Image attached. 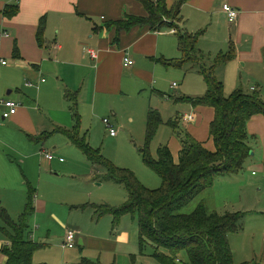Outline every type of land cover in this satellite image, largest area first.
<instances>
[{
    "label": "crops",
    "instance_id": "0c3cea01",
    "mask_svg": "<svg viewBox=\"0 0 264 264\" xmlns=\"http://www.w3.org/2000/svg\"><path fill=\"white\" fill-rule=\"evenodd\" d=\"M177 1L166 0L169 8ZM224 4L239 11L237 19H229L223 10ZM6 7L15 8V14L6 16ZM126 13L143 16L146 15V10L137 0H0V31L7 30L11 33L0 41V99L8 98L20 103L18 112L9 119H5L3 110H0V204L9 214L13 207H17L15 202L19 206L23 203V210L26 208L31 189L35 190L33 214L47 210L48 201L45 197L39 196V201L37 199L35 204V186H39L40 193L44 174L43 168L37 179L31 173L34 163L36 164L37 152L40 151L42 157L45 156V150L53 152L47 149V145L57 149L69 142L79 149L65 133L66 130L75 128L76 114L80 118L81 135L86 136L92 147L101 151L102 147H107L105 141L109 139L118 143L126 139V135L118 138V132L112 135L109 127H105L104 119L110 117V124L114 129L116 125L122 130L129 129V137L135 141L134 145L141 153L146 142L147 123L143 131L145 136H139L137 139L142 140H136L140 132L137 135L135 129L127 127L124 121L133 125L139 114L141 119L145 115L148 122L151 109L159 110L164 120L157 132L164 134L163 140L156 146V151L167 145L174 161L178 163L183 148L177 136L180 129L187 130L209 150L216 149L210 134L215 109L195 105L188 99L182 100L184 97L195 98L205 94L207 84L203 75L189 67L186 69L189 64L182 67L167 64V61L182 58L177 29L154 31L148 26H135L130 30L118 31L117 26L112 23L122 20ZM43 18L45 26L40 34L42 39L39 40L38 33ZM179 18L180 30L203 33L198 47L210 57L215 58L220 53L234 49L235 58L217 69V76L223 81L227 94L239 87L263 93L264 0H184ZM222 29L225 30L224 34L221 33ZM88 49L95 50L97 57H92ZM127 57L133 61L132 65H125ZM3 60L7 63L4 64ZM173 70H185L179 88L181 93L169 97L168 101L173 105H169V110L159 105L146 106L143 98L147 94L151 98L155 93L158 96H168L162 90L161 81L165 82L166 77L173 75ZM193 73L197 77L191 79L194 75L189 77V74ZM28 82H32V85H27ZM175 83L170 84L171 89L178 88L179 85ZM191 86L194 90H191ZM149 88H152L151 93ZM130 100L134 102H129ZM163 104L164 100L160 105ZM101 120L104 124L102 127ZM170 121L178 123V129L169 125ZM248 130L252 136L251 142L256 140L262 144L261 148H253V154L249 158L248 168L255 167L258 171L253 170L251 176L243 174L244 171L220 176L211 188H217L219 178L232 180L242 176L247 188L251 190L253 185L257 187L255 201L259 202L256 203L259 208L245 212L236 210L243 212V217L247 215V225L252 226L253 235L257 236L264 224V208L258 206L264 198V116H254L248 124ZM100 133L106 138L104 142L96 140ZM62 136L66 139H62ZM43 158L47 159L46 156ZM60 160L59 162L62 161ZM89 162L91 167L85 176L87 184L90 187L93 185L94 189L88 190L86 195L82 191L75 192L83 200H71L69 205L78 208L79 204L83 206L89 203L90 208L96 211V207L103 203L93 200L95 188L101 187L103 191L107 186V190L115 197L120 193L119 187L114 189L109 186L123 185L103 181L105 169ZM50 165L53 170L52 164ZM135 173L139 178L138 170ZM53 182L50 179L46 183V196L54 194ZM223 185L226 187V182ZM218 189L223 191L221 187ZM225 193V199L230 200L228 191L225 190ZM86 197L90 200H84ZM122 197L124 199V194ZM105 201L106 204H118ZM220 207L230 208L228 202ZM51 216L56 219L59 217L55 212ZM117 225L111 238L95 235L85 237L80 232V227L77 230L72 227L67 229L76 231L77 243L80 242L82 246L93 247L111 255L118 252L119 245L130 244L132 241L131 233L123 226L118 227L120 224ZM28 231L32 236V229ZM261 233L264 238V231ZM7 242V238L0 239L1 263L7 261V256L1 254V248ZM230 245L232 248V244Z\"/></svg>",
    "mask_w": 264,
    "mask_h": 264
},
{
    "label": "trees",
    "instance_id": "16d2710c",
    "mask_svg": "<svg viewBox=\"0 0 264 264\" xmlns=\"http://www.w3.org/2000/svg\"><path fill=\"white\" fill-rule=\"evenodd\" d=\"M137 1L145 7L146 15L126 13L122 20L112 24L117 26L118 31L130 30L135 26H148L154 31L177 29L182 58L167 61V64L179 67L191 64L203 75L207 84L205 94L195 98L184 97L182 100L188 99L195 105L215 109L210 134L216 149L209 150L187 130L180 129L177 132L183 146L180 161H174L167 145L161 146L157 151L158 157H154L151 144L164 120L159 110L151 109L146 142L141 154L145 164L162 180L161 187L153 189L145 186L133 170L119 168L100 149L92 147L86 136L81 135L78 114L75 115V128L65 133L89 161L105 169L103 181L123 185L127 190L128 198L123 205L115 207L102 204L96 207V212L99 215L112 214L116 221L127 214L137 216L142 252L152 246L162 264H234L228 235L242 228L243 212H208L203 204H199L189 214L180 211L203 190L211 188L218 177L237 174L246 169L253 151L248 124L254 116H264V98L255 89L250 91L239 87L230 94L225 92L224 83L217 76V69L234 59L235 51L231 48L212 58L198 47L202 32L180 30L178 20L184 0H178L172 8L168 7L166 0ZM15 12L13 7L5 9V15L9 17ZM44 26L45 18L40 23L39 40L42 39L40 34ZM169 125L178 129V123L170 121ZM34 196L35 190L31 189L26 208L18 220H14L0 204V218L5 224L2 231L8 239L1 248V254L7 256V261L0 264H36L34 255L42 245L33 241L28 231L29 218L35 211ZM182 253L187 257L182 258Z\"/></svg>",
    "mask_w": 264,
    "mask_h": 264
},
{
    "label": "rangeland",
    "instance_id": "374dc122",
    "mask_svg": "<svg viewBox=\"0 0 264 264\" xmlns=\"http://www.w3.org/2000/svg\"><path fill=\"white\" fill-rule=\"evenodd\" d=\"M17 1V0H16ZM224 27V26H223ZM225 30L222 29L221 33L224 34ZM207 54V53H205ZM194 70L198 72V69L192 67L191 64L187 66L186 69ZM174 74H170V76L165 78V82L162 83L163 92H167V97L158 96L157 93L151 98L148 97L149 94L145 95L143 98L146 102L145 105L151 104L153 107L159 105L160 107L167 108L169 110V105L171 102L169 97H173L176 93H179L180 85L182 84L183 78L185 76V70H173ZM172 73V72H171ZM190 73V72H188ZM194 75L196 74H189ZM176 82L178 86L177 89H171L170 84ZM152 88H149V93ZM191 90L194 88L191 86ZM263 90V89H262ZM181 93V92H180ZM263 94V95H262ZM261 95L264 98V90ZM165 101V104L160 105L162 100ZM134 102V101H129ZM110 119V117H109ZM127 127H131L135 129V133L140 135L136 137V140H142L145 136L143 134L144 126H146L147 120L144 115V118H140L139 114L137 116V122L135 124H130L127 120L124 121ZM103 122L101 120V127ZM106 127V124H105ZM100 128V126H99ZM108 130V128H106ZM105 129V130H106ZM116 130L118 132V138H124L126 135V139L118 141L106 140V138L100 133L98 139L100 142H107V147H102L103 155L111 160L115 165L119 168H130L134 169V171L138 170L140 181L147 186L148 188L157 189L161 187L162 180L158 174H156L152 169H150L144 162L142 154L137 150L134 145L135 141H132V138L129 137V129H119L116 125ZM109 131V130H108ZM158 134V133H157ZM163 133L160 132L155 136L153 143L151 144V152L154 157H158L156 146L163 140ZM140 139H137V138ZM62 139H66L65 136H62ZM142 142V141H141ZM97 144L99 145L100 143ZM253 148H257L262 146L260 141H254L250 143ZM264 146V144H263ZM47 149L53 151L55 161L47 160L43 158L45 156L40 155V151L38 153V157L36 158V164L34 163V169L32 170L33 176L39 178L41 169L43 168V181L41 186V192L39 193V186L36 185V198L35 204L37 203V199L39 201V196L41 198L45 197L48 201V208L44 211H36L35 214L30 216L28 224L29 229H32V237L33 241L42 245L34 255V262L36 264H90L98 263L101 264H162L159 258L156 256V250L152 246H148L144 252L140 249L139 244V224L138 217L133 216L132 214L125 215L121 221H116L115 217L112 214H103L99 215L94 208H90V204L86 203L81 206L78 205L76 207H70L71 200H83L81 197L75 195V192L82 191L86 195L88 190L94 189L93 185L90 187L87 184V178L85 176L86 171L91 167V163L86 158L85 154L77 149L75 146L71 145L69 142L68 145L63 144L59 146L57 149H53V147L46 146ZM63 158L64 161H61L59 158ZM61 162H59V160ZM53 161V162H51ZM53 166V170L51 169V165ZM56 166V167H55ZM131 166V167H130ZM249 166V161L246 169L243 174L248 175L253 170L258 171L257 168L251 169ZM132 169V170H133ZM247 170L250 173H247ZM135 171V172H136ZM73 172V173H72ZM249 176V178H250ZM239 178V177H238ZM236 178L232 180H226L229 178H219L220 184H217V188H207L203 190L200 194H198L191 202L184 206L180 213L189 214L193 212L199 204H203L208 212H213L216 210L220 213H225L226 210H231L230 212H245L250 210H257L255 194L256 188L254 185L251 187V190L247 188V184L244 181V177ZM53 179V186L55 187L54 194L50 196H46L45 192L47 191L46 183ZM38 182V181H37ZM226 182V187L223 183ZM218 183V182H217ZM240 186H243L242 188ZM105 186L102 191L100 188H95L94 199L102 201L103 204L108 202H116L118 204L111 205L119 207L123 205L128 198L127 190L122 186L111 185L109 187H113L114 189H120V193L113 197L111 192H109ZM218 187L223 188L218 189ZM225 190L228 191V195H230V200L225 199ZM255 190V191H254ZM48 192V191H47ZM230 193V194H229ZM261 193V192H260ZM124 194V199H122V195ZM264 194V191L262 192ZM84 200H90L86 197ZM205 200V202H204ZM17 201V200H16ZM79 202V201H78ZM83 202V201H82ZM85 202V201H84ZM225 202H228L230 208L225 209L224 207H220ZM15 206L10 211V215L14 220H18L21 214L24 212L23 203L21 205H17L15 202ZM81 206V207H80ZM260 208H264V198L261 202ZM241 210V211H236ZM222 211V212H221ZM225 211V212H224ZM55 212L58 217L51 216V213ZM249 218L247 215L242 218L241 221V229L238 232L229 233L228 240L230 244H232V251L234 254V264H243L245 262L252 263L258 262L260 264H264V238L262 233L264 231V224L262 225V230H260V234L257 236L253 235L252 226L250 224L247 225ZM119 226H118V225ZM63 225H66L64 227ZM116 225L120 228L122 226L128 230L130 235V244L119 245V250L115 254H107L106 252H100L93 247H85L78 242L74 248L64 249L63 245L66 239V231H68L67 227H72V229L77 230V227H80V232L85 237L87 235H95L101 236L105 238H111L114 235V229ZM4 221L0 218V239L5 240L6 236L2 232V227H4ZM166 252V250H163ZM102 256V259L100 258ZM186 254L182 253V258H186ZM89 262V263H88Z\"/></svg>",
    "mask_w": 264,
    "mask_h": 264
},
{
    "label": "built area",
    "instance_id": "2783aa9c",
    "mask_svg": "<svg viewBox=\"0 0 264 264\" xmlns=\"http://www.w3.org/2000/svg\"><path fill=\"white\" fill-rule=\"evenodd\" d=\"M223 10L228 15L230 20H235L239 16V11L237 9L233 8L229 4H224ZM10 35H11V33L8 32L7 30H1L0 31V41L2 38L8 37ZM88 52L91 54L92 57H94V58L97 57V53L95 50L88 49ZM2 62L4 64L7 63V61H4V60ZM132 64H133V61L130 58H128V57L125 58V65L129 66ZM27 85H29V86L32 85V82H28ZM175 85H176V83H175ZM19 107H20V103L13 100V99H8V98L0 99V110H3V117L5 119H9L13 115H15L18 112ZM104 122L109 127L111 134L116 135L117 131H116V129H114L111 126L110 120L108 118H105ZM43 154L47 157L48 160H53L55 157L53 152H50L48 150L43 151ZM61 160L63 161L64 159L61 158ZM76 244H77V233L74 230H69L66 234V239H65L63 247L64 248H74L76 246Z\"/></svg>",
    "mask_w": 264,
    "mask_h": 264
},
{
    "label": "water",
    "instance_id": "95a60500",
    "mask_svg": "<svg viewBox=\"0 0 264 264\" xmlns=\"http://www.w3.org/2000/svg\"><path fill=\"white\" fill-rule=\"evenodd\" d=\"M252 154H253V152H252Z\"/></svg>",
    "mask_w": 264,
    "mask_h": 264
}]
</instances>
